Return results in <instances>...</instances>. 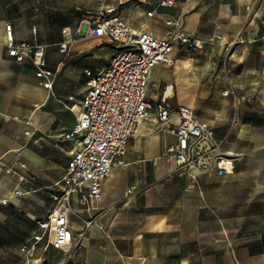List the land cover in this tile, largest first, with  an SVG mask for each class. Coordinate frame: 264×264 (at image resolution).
Here are the masks:
<instances>
[{
  "label": "crops",
  "instance_id": "crops-1",
  "mask_svg": "<svg viewBox=\"0 0 264 264\" xmlns=\"http://www.w3.org/2000/svg\"><path fill=\"white\" fill-rule=\"evenodd\" d=\"M8 2L16 1L0 0V30L9 21L17 39L32 38L27 24L13 23L3 10ZM163 10L154 17L141 11V20L123 18L136 29L147 30L148 25L147 31L160 36L165 30L152 19L162 21ZM188 20L185 29L202 36L262 35L259 21L264 20V0H190ZM203 20L212 22L209 32L201 30ZM231 23L234 28L229 27ZM76 29L63 27L62 41H70L66 55L58 49L45 51L48 66L58 69L51 93L40 87L30 64L15 62L0 48V196L21 188V180L6 170L16 156L35 176L31 185H25L32 193L55 192L54 185L63 175L75 147L60 136L75 122L67 108L69 97L81 99L84 71L102 68L115 52L114 45L102 38H78ZM175 57L176 49L172 65L152 67L147 97L156 100L163 85L171 83L172 99L182 93L180 105L197 108L202 96L199 81L193 71L189 74V69L174 62ZM234 58L233 54L228 60L209 57L208 117L194 109L223 141L222 149L235 156L230 174L179 175L162 157L164 147L175 143V135L152 131L146 122L103 180L101 196L94 203V223L81 238L74 258L68 260L65 251L46 244L30 257L19 250L33 233L36 220L51 209L52 193L48 209L33 219L29 235L13 245L26 264H33L31 257L35 264H264V55L258 63L249 52ZM182 70L188 71L186 82L181 79ZM152 88L154 94L149 97ZM225 89H232L234 95L223 96ZM32 127L35 133L27 138L23 131ZM129 187L134 188L131 194L126 193ZM70 219L77 233L82 221L74 215ZM55 257H59L57 263ZM8 258L0 246V264H10Z\"/></svg>",
  "mask_w": 264,
  "mask_h": 264
},
{
  "label": "built area",
  "instance_id": "built-area-1",
  "mask_svg": "<svg viewBox=\"0 0 264 264\" xmlns=\"http://www.w3.org/2000/svg\"><path fill=\"white\" fill-rule=\"evenodd\" d=\"M175 0H157L150 5L146 17L160 15V9H170ZM85 36L102 38L114 45L115 52L97 71L85 70V91L81 99L69 97V111L74 113L73 126L61 138L75 143L62 177L55 183L53 205L47 214L36 220L33 233L19 247L31 256L40 245L46 244L63 250L72 260L81 238L94 223V203L101 196V185L112 167L127 150L131 138L142 132L146 122L152 131L175 135V143L167 144L162 157L169 160L179 175L215 172L228 175L233 169L235 156L222 149V140L214 129L196 116L192 107L172 104L173 86L165 83L156 100L146 94L150 69L162 64H173V52L179 48L198 47L199 40L183 30L179 17L162 15L166 28L163 35L136 29L112 8H98L86 12ZM36 27H31L32 38L19 40L14 26L5 21L0 30V48L17 63L34 68L38 84L51 93L58 69L48 66L46 45L36 38ZM77 36L80 29H76ZM70 41L58 44V51L66 55ZM171 92V94L169 93ZM234 95L232 89L222 91L223 96ZM237 101V99H236ZM26 124L31 126L30 122ZM174 125V127H173ZM35 129L27 128L23 135L31 138ZM31 185L35 176L16 156L7 169ZM134 190L129 187L127 194ZM86 218L81 217V212ZM71 215L80 218L81 228L75 233Z\"/></svg>",
  "mask_w": 264,
  "mask_h": 264
},
{
  "label": "rangeland",
  "instance_id": "rangeland-1",
  "mask_svg": "<svg viewBox=\"0 0 264 264\" xmlns=\"http://www.w3.org/2000/svg\"><path fill=\"white\" fill-rule=\"evenodd\" d=\"M15 3H6L3 10L13 20L12 22L21 25L27 24L28 27L35 26L37 30V38L46 45L47 50L57 51L58 44L63 42V27H77L80 29L78 38L85 36L86 24L84 22L87 11H93L96 8H112L125 19L134 17L141 20L139 12H145L150 5L156 3L157 0H15ZM190 0H175V5L163 10L164 13L179 17L183 30L199 40L198 47H185L186 51L179 48L176 49V57L174 62L180 64L184 69L193 71L199 81V91L202 94L201 100L198 101L196 113L201 117L207 118V110L209 108V57L214 59H230L233 54L235 61L238 56L245 55L249 52L253 61L258 63L261 55H264V31L252 36H233L230 39L222 38L218 35L202 36L196 31L189 32L185 29L190 25L188 20ZM144 17V15L142 16ZM157 26L162 30H166L161 19L153 18ZM203 31L209 32L211 21L203 20ZM260 27H264V20L259 21ZM213 27L217 29L214 23ZM234 28L232 23L229 26ZM211 45V49H209ZM213 48V49H212ZM48 54V51H47ZM53 58V57H52ZM149 97L154 94L153 88L149 91ZM184 95L178 93L176 98L172 99L174 106L180 105L184 100ZM17 179H20L17 175ZM6 179H10L9 175H5ZM26 183L22 180L20 187L11 190L10 193L0 196V246L9 255L10 264H26V259L22 258L14 251L13 245L26 238L33 226L35 216L43 215L48 209L51 200L50 195L54 193L52 189H43L38 194L32 193L30 187H25ZM12 195V196H11ZM40 199L45 202L37 200ZM31 261L36 263L34 257ZM59 261V257L54 258V263ZM185 262V261H183ZM169 264V261H167Z\"/></svg>",
  "mask_w": 264,
  "mask_h": 264
},
{
  "label": "bare ground",
  "instance_id": "bare-ground-1",
  "mask_svg": "<svg viewBox=\"0 0 264 264\" xmlns=\"http://www.w3.org/2000/svg\"><path fill=\"white\" fill-rule=\"evenodd\" d=\"M146 29L147 30H149V28H148V25L146 26ZM152 69V68H151ZM151 69H150V71H151ZM186 73H188V71H186V70H182L181 71V79L183 80V81H185L186 82V78H187V74ZM150 74V73H149ZM169 84H171V83H169ZM169 93L171 94V92L169 91Z\"/></svg>",
  "mask_w": 264,
  "mask_h": 264
}]
</instances>
